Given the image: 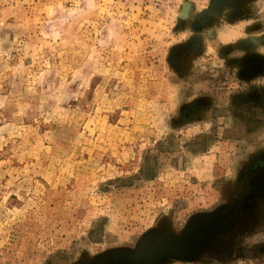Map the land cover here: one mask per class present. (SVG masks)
<instances>
[{
    "label": "rangeland",
    "instance_id": "374dc122",
    "mask_svg": "<svg viewBox=\"0 0 264 264\" xmlns=\"http://www.w3.org/2000/svg\"><path fill=\"white\" fill-rule=\"evenodd\" d=\"M0 264H264V0H0Z\"/></svg>",
    "mask_w": 264,
    "mask_h": 264
}]
</instances>
